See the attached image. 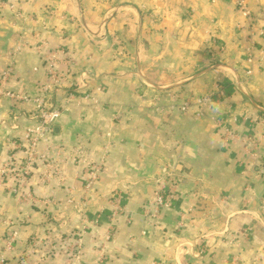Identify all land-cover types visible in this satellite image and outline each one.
<instances>
[{"label":"crops","instance_id":"obj_1","mask_svg":"<svg viewBox=\"0 0 264 264\" xmlns=\"http://www.w3.org/2000/svg\"><path fill=\"white\" fill-rule=\"evenodd\" d=\"M247 3L251 76L234 0H0L4 87L37 94L54 51L80 96L39 141L63 174L35 169L24 192L36 201L0 189V264H264V0ZM218 80L222 97L198 118L154 110ZM32 110L0 98V165ZM216 119L258 140L255 156L223 142ZM88 163L101 170L85 191ZM161 185L173 197L154 211Z\"/></svg>","mask_w":264,"mask_h":264},{"label":"built area","instance_id":"obj_2","mask_svg":"<svg viewBox=\"0 0 264 264\" xmlns=\"http://www.w3.org/2000/svg\"><path fill=\"white\" fill-rule=\"evenodd\" d=\"M234 3L242 17L240 27H247L248 30V34L245 37L247 40L245 60L249 66H247L245 74L246 76H251L253 74L251 66L253 62L252 52L255 43L252 38L254 16L248 7L247 0H234ZM245 22L246 26H243ZM258 30L261 36L264 37V28ZM46 60L48 62L47 74L45 79L39 84L37 94L15 91L4 87L2 81H5L11 75L12 68L10 66L6 67L0 74V98L9 101L10 105L13 106L31 105L33 108V112L31 113L32 123L26 127L20 139H12L8 142V158L0 165V187L21 200L28 198L34 201L38 200L35 196L30 195L29 192H24L35 169L41 170V176L44 180H49L63 174V169L53 161L51 155L48 156V148L44 147L42 150L39 148V141H47L57 118L68 110L70 101L77 97L76 86L70 84V89L67 90L62 104L53 105L49 102L51 92L56 91L63 80H67V73L66 70L57 69V65L61 62V59L58 58L54 51L48 54ZM67 61L65 60V63ZM217 83L216 92L204 93L194 98H180L178 93H167L166 98L171 103L169 108L164 109L163 107L155 106L154 110L156 112L176 111L180 113L192 110L193 118H198L206 110L216 106L222 97L224 84L221 83V80H218ZM87 96L89 95L85 94V97ZM216 123L223 142L238 141L244 146L248 154L255 156V151H248V147L253 146L252 148H258V140L247 135H240L234 128L221 125L217 119ZM100 170L101 165L99 163H88L84 171L85 191L92 188ZM163 189V185L157 188L149 200V205L154 207V211L170 206V200L173 196L171 193H163ZM113 199L115 212H120L122 207L120 206L121 197L119 193H115ZM180 225H182L181 221L179 222ZM80 248V243L76 245L74 252L70 248L71 255L79 253ZM0 262H3V256L0 257Z\"/></svg>","mask_w":264,"mask_h":264},{"label":"rangeland","instance_id":"obj_3","mask_svg":"<svg viewBox=\"0 0 264 264\" xmlns=\"http://www.w3.org/2000/svg\"><path fill=\"white\" fill-rule=\"evenodd\" d=\"M46 74H47V71H46ZM69 82L70 84H73V83H71V80L69 79V76L67 75V80H63L62 82ZM61 82V83H62ZM70 84H69V86H70ZM74 85V84H73ZM77 85V84H76ZM57 91H53V92H51V94H50V96H49V102L51 103V96H52V94H54V93H56ZM66 92H67V90H66ZM66 92H65V95H66ZM28 93V92H27ZM80 96H79V94L77 93V97L75 98V99H77V98H79ZM4 101H7V100H5V99H3ZM9 102V101H8ZM9 104H11L10 102H9ZM52 104V103H51ZM54 105V104H53ZM0 189L1 190H3V191H6L5 189H3L2 187H0ZM6 192H8V191H6ZM9 193V192H8ZM114 193V192H113ZM10 194V193H9Z\"/></svg>","mask_w":264,"mask_h":264}]
</instances>
